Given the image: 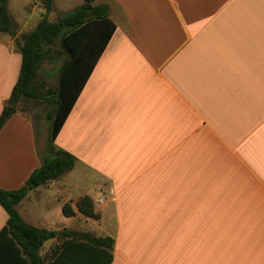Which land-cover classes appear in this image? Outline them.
I'll return each mask as SVG.
<instances>
[{
	"label": "crops",
	"instance_id": "0c3cea01",
	"mask_svg": "<svg viewBox=\"0 0 264 264\" xmlns=\"http://www.w3.org/2000/svg\"><path fill=\"white\" fill-rule=\"evenodd\" d=\"M34 3L15 18L9 0L16 35L0 33V116L21 73L17 40L84 0H54L50 12ZM94 5L109 7L116 31L55 142L75 168L31 190L20 216L114 238L113 264H264V0ZM43 143L22 112L6 123L1 190L27 183ZM85 196L99 220L78 212ZM8 219L0 206V231Z\"/></svg>",
	"mask_w": 264,
	"mask_h": 264
},
{
	"label": "trees",
	"instance_id": "16d2710c",
	"mask_svg": "<svg viewBox=\"0 0 264 264\" xmlns=\"http://www.w3.org/2000/svg\"><path fill=\"white\" fill-rule=\"evenodd\" d=\"M46 12H50L54 0H42ZM95 0H84L74 12L57 22L44 18L30 34L17 40L22 55V67L18 83L0 116V131L18 112L24 100H41L43 84L38 83L41 65L52 59L54 46L60 44L61 54L67 59L59 70V85L50 89L46 100L55 106L49 115L52 121L50 138L42 166L35 170L20 189H0V206L9 216L0 231V264H113L115 240L109 236H96L77 231L53 232L28 225L20 216L17 206L31 190L60 178L75 168L77 159L56 147L55 142L74 105L87 84L98 59L105 51L116 31L109 17V7L95 6ZM0 33L16 35V24L9 13V0H0ZM55 60V58H53ZM78 212L86 218L99 220L93 200L89 196L76 204ZM66 217L76 216L70 204L63 207ZM58 239L60 244L49 257L41 251L45 243Z\"/></svg>",
	"mask_w": 264,
	"mask_h": 264
},
{
	"label": "rangeland",
	"instance_id": "374dc122",
	"mask_svg": "<svg viewBox=\"0 0 264 264\" xmlns=\"http://www.w3.org/2000/svg\"><path fill=\"white\" fill-rule=\"evenodd\" d=\"M35 1L38 0H10L11 3V9L14 13L15 18H19V15H24L25 12H27L26 16L29 14L27 11V8L29 6H33ZM41 2V0H39ZM72 12H58L55 14L48 13L46 18L49 21H58L65 17L66 15L70 14ZM44 14V12L42 13ZM39 15L36 14V17ZM33 29V28H32ZM27 32L31 31V28H28L26 30ZM62 49L60 47V44H57L53 47L51 52V58L49 60H46L41 65V69L39 71L38 75V83L43 84V87L41 88V91L43 93V98L41 100H24L20 103L18 107V111L22 112L23 114L27 115L32 121L35 123V127L38 130V134L40 135V138L42 139V136L44 138V143L41 146V152H45L47 148V142L50 138V131L52 127V121L49 118V115H51L54 112L55 106L50 104L48 100H46V95L48 94L50 89H56L59 85V70L62 67L64 61L67 59V55L62 53ZM55 58V60H53ZM56 145V143H55ZM57 147V146H56ZM58 148V147H57ZM79 225V226H78ZM76 228L81 227L80 232L84 233H93V229L89 226H85L83 223L78 224ZM51 254V249L44 252V256L49 257Z\"/></svg>",
	"mask_w": 264,
	"mask_h": 264
}]
</instances>
